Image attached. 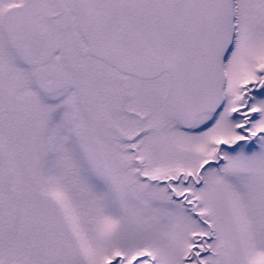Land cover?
Listing matches in <instances>:
<instances>
[{
  "label": "snow or ice",
  "instance_id": "1",
  "mask_svg": "<svg viewBox=\"0 0 264 264\" xmlns=\"http://www.w3.org/2000/svg\"><path fill=\"white\" fill-rule=\"evenodd\" d=\"M0 264H264V0H0Z\"/></svg>",
  "mask_w": 264,
  "mask_h": 264
}]
</instances>
